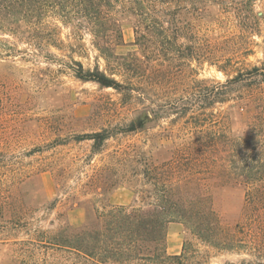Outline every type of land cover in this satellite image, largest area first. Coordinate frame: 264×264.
I'll return each mask as SVG.
<instances>
[{
    "label": "rangeland",
    "instance_id": "374dc122",
    "mask_svg": "<svg viewBox=\"0 0 264 264\" xmlns=\"http://www.w3.org/2000/svg\"><path fill=\"white\" fill-rule=\"evenodd\" d=\"M248 4L247 0H188L182 22L193 26L189 36L193 43L181 38L177 48L181 53L191 45L205 50L195 58L178 62L187 63L186 67L172 66L168 71L162 67L157 72L153 64L162 61V56L155 60L142 56L134 44L136 18L127 12H116L123 34V42L115 46L116 54L133 53L145 61V99L140 102L131 99L128 92L77 79L55 58L0 59V198L11 203L14 211H8L7 216L14 213L42 228L56 229L64 222L84 224L95 215L101 202L141 206L139 190L153 187L139 180L143 179L142 166L114 168L117 150H141L160 165L179 145L199 139L207 143L213 135L221 136L229 129L240 139L242 156L254 155L263 165L264 0ZM68 34L69 28L63 27L62 37ZM83 43L74 48L84 56L76 53L74 57L86 67H93L98 51L89 33L84 34ZM51 52L55 53L51 57L67 60L72 53L55 48ZM99 64L105 67L102 58ZM113 72L110 75L127 85L130 79L124 71ZM229 90L230 99L223 101ZM141 109L151 117L144 129L126 132L127 124ZM185 109L187 114H181ZM103 129L114 135L101 152L92 151L91 139L77 140L85 133ZM203 148L206 151L205 145ZM221 149L222 145L215 153L218 160L223 155ZM197 169L201 172L196 177L201 178L194 179L191 189L183 195L210 198L223 224L233 231L236 223L247 220L244 177H228L206 166ZM259 178L264 182V174ZM254 230L256 246H245L239 253L191 239L181 222L169 223L167 237L170 235L175 244L182 245L191 239L206 257L205 264H240L242 260L264 264V228ZM247 234L239 236L248 240ZM14 236L18 240L28 238L20 227L0 231V239H8L0 242V264H19L25 257L21 254L25 247L12 244ZM47 259L49 264L66 262L57 252Z\"/></svg>",
    "mask_w": 264,
    "mask_h": 264
},
{
    "label": "trees",
    "instance_id": "16d2710c",
    "mask_svg": "<svg viewBox=\"0 0 264 264\" xmlns=\"http://www.w3.org/2000/svg\"><path fill=\"white\" fill-rule=\"evenodd\" d=\"M247 1L248 6L255 3V0ZM187 4L188 0H0V59L15 56L28 61L39 57L55 58L53 60L61 67H69L77 79L128 92L131 99L140 102L145 99L142 87L145 61L133 53L116 54L115 46L123 42L116 12H127L136 18L134 44L140 54L152 60L162 56L163 60L155 62L153 67L156 72L162 67L168 71L172 66L186 67L187 63L178 62L195 58L205 50L200 45H191L181 53L177 48L181 38L191 41L193 26L185 20L182 22V11ZM63 27L69 28L66 38L62 37ZM85 33L91 35L92 46L98 51L93 67H86L82 60L74 57L76 53L84 56L74 46H84ZM21 44L26 47L20 48ZM51 48L72 53L67 55L68 60L51 57L55 55ZM99 58L104 60V68ZM254 69L259 71L258 66ZM114 70L128 75L127 85L110 75ZM230 96L229 90L223 101ZM180 113L187 114V109ZM150 118L147 110H139L125 131L143 130ZM113 135L109 129H103L85 133L77 140L91 139L92 151L97 153ZM220 145L223 155L218 160L215 153ZM240 147L239 137L228 129L221 136L213 135L207 143L199 139L179 145L160 165L145 157L141 150H117L114 168L121 166L129 170L131 166H142L143 179L139 180L153 187L139 190L141 206L101 202L95 215L82 225L64 222L56 229H45L39 223L32 224L27 217L14 213L7 216L8 211L14 212L13 207L0 198V231L20 227L28 236L25 240L14 236L11 241L25 247L21 248L25 257L19 264H49L47 257L56 252L66 259L64 264H205L206 257L199 247H194L192 238L218 250L239 253L245 246L255 247L257 234L253 236V231L257 227L264 228V182L259 178L264 174V163L261 165L254 155L243 157ZM201 166L228 177H244L247 220L236 223L233 231L223 224L210 198L183 195L191 189L194 179L201 178L196 177L201 172L197 167ZM159 192L161 195H156ZM171 222L183 223L191 234V239L183 242L179 254L168 252L167 229ZM244 232L248 233V240L239 236ZM0 242H8V239H0ZM240 264L247 263L242 260Z\"/></svg>",
    "mask_w": 264,
    "mask_h": 264
},
{
    "label": "crops",
    "instance_id": "0c3cea01",
    "mask_svg": "<svg viewBox=\"0 0 264 264\" xmlns=\"http://www.w3.org/2000/svg\"><path fill=\"white\" fill-rule=\"evenodd\" d=\"M173 237H167L168 250L171 254H179L182 250V244H175Z\"/></svg>",
    "mask_w": 264,
    "mask_h": 264
}]
</instances>
